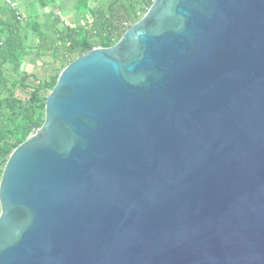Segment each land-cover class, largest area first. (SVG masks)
<instances>
[{
    "label": "water",
    "instance_id": "1",
    "mask_svg": "<svg viewBox=\"0 0 264 264\" xmlns=\"http://www.w3.org/2000/svg\"><path fill=\"white\" fill-rule=\"evenodd\" d=\"M0 207V264H264V0H154L75 58Z\"/></svg>",
    "mask_w": 264,
    "mask_h": 264
},
{
    "label": "trees",
    "instance_id": "2",
    "mask_svg": "<svg viewBox=\"0 0 264 264\" xmlns=\"http://www.w3.org/2000/svg\"><path fill=\"white\" fill-rule=\"evenodd\" d=\"M30 1V0H25ZM40 1V0H39ZM78 14L91 15L76 25L55 20L43 29L35 10L20 20L19 5L0 0V180L11 153L46 118L47 97L60 72L75 58L96 46L110 47L138 22L154 0H74ZM41 3L47 5L46 0ZM93 2H97L92 5ZM128 21V25H126ZM52 53L58 66L50 74L29 72L26 64L41 54ZM33 76L36 83L24 81ZM1 212V207H0Z\"/></svg>",
    "mask_w": 264,
    "mask_h": 264
},
{
    "label": "rangeland",
    "instance_id": "3",
    "mask_svg": "<svg viewBox=\"0 0 264 264\" xmlns=\"http://www.w3.org/2000/svg\"><path fill=\"white\" fill-rule=\"evenodd\" d=\"M41 1V0H40ZM43 1V0H42ZM55 3L61 7V12L55 13V20L61 23L63 26L66 24L76 25L80 23L81 19L91 20V15L87 16V14H78L76 11L75 4L71 0H54ZM47 3L52 2V0H46ZM97 2H93L92 5H95ZM43 4V3H42ZM43 29L45 31H49L55 26V23L47 20L45 15L40 16ZM54 20V21H55ZM58 66V63L54 62V57L52 53L41 54L35 60L29 61L26 64V68L29 72H34L38 75L50 74L55 67ZM24 81L34 84L36 83L35 78L33 76L23 77Z\"/></svg>",
    "mask_w": 264,
    "mask_h": 264
},
{
    "label": "crops",
    "instance_id": "4",
    "mask_svg": "<svg viewBox=\"0 0 264 264\" xmlns=\"http://www.w3.org/2000/svg\"><path fill=\"white\" fill-rule=\"evenodd\" d=\"M18 3L19 5V10H21L24 15H28L31 14V12L33 11L32 9V5L31 2L35 5V10L42 16L45 15L47 20H49L50 22L55 23V13L56 12H61V7H59L58 3L56 4L54 0H52V2H49L47 5L42 4L39 0H30V1H25V0H14ZM73 4H75L74 0ZM89 16V13L88 15ZM81 21H85V19H81Z\"/></svg>",
    "mask_w": 264,
    "mask_h": 264
},
{
    "label": "built area",
    "instance_id": "5",
    "mask_svg": "<svg viewBox=\"0 0 264 264\" xmlns=\"http://www.w3.org/2000/svg\"><path fill=\"white\" fill-rule=\"evenodd\" d=\"M9 3H12L13 2V0H7ZM17 15H18V18L20 19V20H23L24 19V13L21 11V10H17ZM126 25H128V21H126Z\"/></svg>",
    "mask_w": 264,
    "mask_h": 264
}]
</instances>
